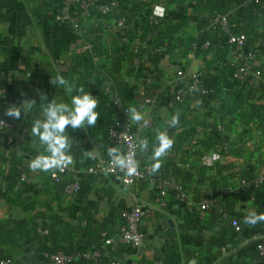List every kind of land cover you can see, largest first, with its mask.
Instances as JSON below:
<instances>
[{
    "label": "crops",
    "instance_id": "obj_1",
    "mask_svg": "<svg viewBox=\"0 0 264 264\" xmlns=\"http://www.w3.org/2000/svg\"><path fill=\"white\" fill-rule=\"evenodd\" d=\"M60 2L0 0V88L9 97L11 106L19 107L26 100L35 102L27 112L21 110L19 119H11L15 130L8 135L11 148L7 154H21L28 163L46 154V145L32 134L30 125L46 119L43 110L49 102H70L71 95L77 94L76 79L83 70L78 57L90 47L88 40L94 35V21L86 20L78 29L57 22L55 15ZM136 5L138 8L132 13L119 12L127 18V28L112 18L114 25L109 28L115 33L116 52L105 65L136 87L129 104L141 115L142 119L135 121L143 124L142 134L148 139L138 155L140 163L158 162L165 173L185 181L193 204L218 195L224 185L237 183L241 177L264 175V123L246 122L237 112L230 111L228 105L232 100L217 90L221 74L218 66L210 63L213 54L205 57L197 46L201 35L198 18L191 19L188 31L195 39L188 43L187 39L166 36V29L178 19L174 0H137ZM147 9L158 10L155 20L149 19ZM151 23L156 29L148 31L146 25ZM107 38L110 36L106 34ZM215 39L212 52L217 53L214 59L219 62L221 51L228 48L222 38ZM248 46L255 67L264 68L261 43L256 42L254 49L251 44ZM142 47H146L149 55L140 61L138 52ZM181 69L188 75L202 72L214 93L174 104L171 97L177 84V71ZM57 76L70 83L72 93L51 83ZM227 87L233 90L234 82ZM246 88L250 101L264 106V74L253 78ZM6 109L0 106V115H5ZM174 117L177 123L172 125ZM219 125L224 130H219ZM161 133L167 135L172 146L154 161L152 157ZM65 135L70 141L67 151L70 165L83 169L90 151L99 148V142L87 126L80 129L69 126ZM2 166L6 172L9 170L7 161L3 160ZM29 176L23 173L21 181L31 185L23 191L24 198L36 202L32 210L7 204L5 184L0 186V222L16 216L34 228L23 244L11 252L9 257L15 264H51L44 255L51 246L43 240L46 213L70 207L67 215L75 224L78 246L93 250L103 232L116 235L121 213L133 206V194H137L131 190L133 187L123 183L121 175H97L84 176L80 192L68 199L49 179L38 175L37 169H31ZM135 186H140L138 194L149 205L142 222L145 243L132 248L116 239L111 241L104 252L111 264L115 261L122 264L258 263L259 245L254 241L264 238V219H261L264 188L227 201V209L240 223L237 229L230 219L212 211H198L173 195L166 207H161L159 191L148 181ZM78 205L90 211L80 214ZM246 218L256 222L247 223Z\"/></svg>",
    "mask_w": 264,
    "mask_h": 264
},
{
    "label": "trees",
    "instance_id": "obj_2",
    "mask_svg": "<svg viewBox=\"0 0 264 264\" xmlns=\"http://www.w3.org/2000/svg\"><path fill=\"white\" fill-rule=\"evenodd\" d=\"M63 1L64 0H61L56 14L61 10ZM174 1L178 5V19L171 25V27L167 29L165 28L167 31L166 36H168L170 39L175 38L176 40L187 39L188 43H191L195 38L191 35L188 29L190 27L191 19L196 16V18H198L199 29L201 31L197 46L200 49V53L205 57L207 55L213 54L211 58L212 62L210 63H215L218 66L219 72L221 74V81L219 89L217 88V90L220 91V94H223L227 98L232 100L228 105L230 111L237 112L238 115L246 122L257 120L264 123V106L250 101L246 94L247 84L252 82L253 78L256 77H251L247 80L234 79L233 75L236 70L235 66L229 61L228 63H224L227 61L229 56V46L227 45L224 38L218 36L217 32H210L209 25V18L211 16L218 13L224 14L230 11H234V22L236 24L238 22L239 24L237 26L240 28V30L248 34V44H251V47L254 49L256 42H260L264 50V8H262L258 3L252 2L251 0ZM117 2L119 6L117 14L103 15L96 11H93L91 17L87 19L90 21H94L92 23L95 24V26L92 28V33L94 35L88 40L90 47L84 54H81L78 57L77 61L80 67L83 68V70L80 71L79 77L76 79V85L78 86V89L83 86L85 91H90L98 101L96 110L99 113V118L97 120V123L92 127L87 126L90 134L96 141L99 142V148L96 147V149L98 150H107L112 146L108 137L109 127L113 123L115 117L114 106H112L111 104V93H116L120 97L122 103L129 107V103L136 93L135 86H133L131 83H128L121 77V75L113 73V71L105 65L111 60L112 56L116 52L115 46L117 42L115 33H113L109 28V25H114L112 18H115V20H117L118 17H125V15L119 14V12L121 13L123 11L126 13H132V10L134 11L135 8H138L136 5L137 0H117ZM147 13L150 19V16L152 15V9H147ZM83 23L81 24V26L83 25ZM146 29H148L149 31L156 28L154 26V23H151L146 25ZM106 34L110 36V39H105ZM216 36L222 38L226 47L228 48L221 51L222 54L220 56L222 58L219 62H215L216 59H214L217 53L212 52L214 50V41H216ZM207 42H209L208 45H206ZM148 55L149 52H147L146 47H142L138 52L140 61L144 60V57H147ZM257 69L260 70L262 76L264 74V68L262 67L261 69ZM230 82H234L235 84L233 90H228L227 86ZM107 88H110V91H107ZM214 91L215 90H213V93ZM8 100L0 99V106H3L5 108L11 107L12 102L10 101V99ZM187 100L188 99H185L183 101L173 100V102L174 104H183ZM3 118L8 120L12 119L11 117H8L6 115H0V119ZM33 126L34 125H30V129H32ZM14 130L15 128L5 132L7 139L8 135ZM10 148L11 143L0 144V186L2 184H5L4 198L9 205H23L25 209L32 210L35 208L36 202L24 198L23 191L25 188L31 185L26 181H21V176L23 173H26L30 178L29 171L32 168H30V163L26 162L21 154H16L15 156L8 155L7 150H9ZM3 160L9 163V170L7 172L2 166ZM151 164L153 165V163ZM55 170L56 169H49L46 171H42L40 169H37V172L38 175L49 179V182L52 183L51 175ZM260 176H254L252 178L241 177L237 183H227L220 189L219 194L213 197H221L223 202H227L233 196H242L244 194H252L254 192H258L259 190L264 188V183H262L258 187H255L254 189H244L241 183L242 180L251 181ZM178 180L182 185L184 191H186L187 195L189 196L187 183L183 180ZM130 186L133 187L131 190L139 195L138 190L140 189V186ZM155 188L159 191L160 194V188L157 186H155ZM227 189H229L227 192H223ZM177 192L178 191L175 188H169L167 191V195L165 196V201L168 203L169 197L172 195L177 198ZM63 197L68 199L72 198L65 196ZM160 198L162 199L161 195ZM177 200L179 199L177 198ZM200 201L198 200L195 203ZM76 206V204L73 205V207ZM78 208L80 214L90 211V208L88 207H81L80 205H78ZM69 210L70 207H60L57 211H50L45 214L43 228L48 229L49 232L43 237V240L53 247H62L69 251H91L78 246V238L75 235V224L72 222L71 217L67 215L69 214ZM206 211H212L216 214L218 213L222 217L221 213H219V211L215 208L207 209ZM63 213H66V215H64ZM33 230L34 228L31 227L30 222L24 223L22 219L16 216L7 218L5 221L0 222V260L11 258L9 256L11 255L13 249L15 247L21 246L27 238V234H29ZM254 243L256 246L261 244L264 245V238H259L254 241ZM256 255L258 257V260L264 263V253L262 254L260 253V250H257ZM110 261L111 260L108 259L107 256H105V253H103L102 256L98 259L97 263L86 260L81 261V264H111ZM78 262H76L75 264H77ZM12 264H15L14 260Z\"/></svg>",
    "mask_w": 264,
    "mask_h": 264
},
{
    "label": "built area",
    "instance_id": "obj_3",
    "mask_svg": "<svg viewBox=\"0 0 264 264\" xmlns=\"http://www.w3.org/2000/svg\"><path fill=\"white\" fill-rule=\"evenodd\" d=\"M264 8V0H251ZM117 0H64L61 10L56 14L57 22L61 24H70L74 28H80L81 24L89 19L96 11L100 14H117ZM158 10L154 9L150 18L155 20ZM235 12L218 13L209 18L210 32H217L218 36L225 39L229 46V56L226 62H231L236 70L234 79L247 80L251 77L259 78L261 76L252 62V54L248 44V34L237 26L234 22ZM117 24L123 28L128 27L126 17H118ZM209 42L206 43L208 45ZM213 87L203 79L201 72L188 75L184 70L177 71V84L173 90L171 100L183 101L189 98H206L213 93ZM110 91V88H107ZM111 104L114 106V121L109 127L108 137L111 142L109 149H115L113 154L107 150L92 149L89 153L88 164L83 169H75L67 164L63 169H56L51 175L52 183L57 187L60 193L65 197L77 195L82 188V178L84 176H114L121 175L125 185H137L141 181H148L154 186L160 188L162 197L160 206L166 207L165 196L169 188H175L177 198L186 205H193V208L207 210L215 208L221 213L222 218L230 219L232 224L240 229L238 219L227 209V202H223L221 197H207L200 202L193 204L184 191L177 177L165 173L163 170L153 171L151 163H140L138 155L141 149L146 145L148 139L142 134L143 124L131 119L132 108L124 105L116 93H111ZM0 99L8 100L9 97L0 88ZM9 101V100H8ZM9 104V102H8ZM15 128L12 120L0 119V144H10L5 132ZM219 130H224L222 125ZM122 156L131 159L134 163V170L131 174L127 168H122L115 163V157ZM264 183V176L254 180H242L244 189H254ZM229 189L223 191L227 192ZM134 204L131 208L124 210L120 216V223L114 237L109 236L108 232L102 233L96 248L91 251H69L65 248L48 246L45 249V259L51 264H75L78 261H92L97 263L98 259L105 252L107 245L118 240L120 243L132 248L142 247L145 243V232L142 229V222L148 212V202L137 194H133ZM48 234V229L44 230ZM260 253H264V245H259ZM10 258L0 260V264H12ZM159 264L160 262H156ZM112 264H122L121 261L112 262ZM257 264H264L258 261Z\"/></svg>",
    "mask_w": 264,
    "mask_h": 264
},
{
    "label": "clouds",
    "instance_id": "obj_4",
    "mask_svg": "<svg viewBox=\"0 0 264 264\" xmlns=\"http://www.w3.org/2000/svg\"><path fill=\"white\" fill-rule=\"evenodd\" d=\"M51 83L54 86L63 87L68 93L73 92V87L62 76L54 77ZM75 95H71L70 102H57L55 100L49 102L44 108L45 120H37L32 128V134L38 136L40 141L46 145L45 153L33 159L29 166L32 169H40L46 171L49 169H63L64 166L71 163V157L67 155L70 147V141L65 135V130L69 126L72 129H80L84 126H95L99 118L97 112L98 101L90 91H85L81 86L76 89ZM34 101L26 100L21 103L19 107H8L5 110V115L13 119H19L21 110L27 112L34 106ZM131 119L140 121L141 115L134 109L132 110ZM172 125L177 123V118H173ZM159 144L154 149L153 160L158 161L159 157L163 156L166 151L171 148L172 141L167 135L161 133L157 137ZM115 149H109V153L113 154ZM115 163L122 168H127L128 173L131 174L134 170V163L131 159L116 156ZM159 163L153 164V171L158 170ZM264 219V217H261ZM247 223H255V219L246 218Z\"/></svg>",
    "mask_w": 264,
    "mask_h": 264
}]
</instances>
